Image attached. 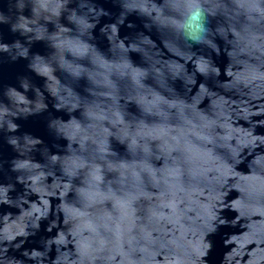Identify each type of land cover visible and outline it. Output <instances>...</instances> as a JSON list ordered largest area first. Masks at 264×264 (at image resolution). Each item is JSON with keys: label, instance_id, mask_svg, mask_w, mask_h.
Masks as SVG:
<instances>
[{"label": "water", "instance_id": "1", "mask_svg": "<svg viewBox=\"0 0 264 264\" xmlns=\"http://www.w3.org/2000/svg\"><path fill=\"white\" fill-rule=\"evenodd\" d=\"M188 2L0 0V264H264V0Z\"/></svg>", "mask_w": 264, "mask_h": 264}, {"label": "snow or ice", "instance_id": "2", "mask_svg": "<svg viewBox=\"0 0 264 264\" xmlns=\"http://www.w3.org/2000/svg\"><path fill=\"white\" fill-rule=\"evenodd\" d=\"M243 2H249L252 3L253 5L255 4V0H243ZM197 27H199V25H197ZM199 70L203 73L208 71V66L204 63L201 62L199 64ZM43 71L47 72V69H43ZM150 111V109H148ZM117 118H118V114H117ZM74 129L75 131H79V125H74ZM133 145L135 144V141L132 142ZM161 149H163L165 152H167L168 157H169V163L172 166V171L177 170L180 167H185L187 165V158H186V154L188 152V148L185 144H181L179 141L176 142L175 145H168L167 142H164L160 145ZM101 150H103V148H101ZM148 149L147 147H145V152H147ZM173 152L175 153V155H173ZM55 159V158H54ZM258 163L264 165V159L258 161ZM82 164L78 161V160H70L69 162V167L66 169V171L69 174H72L76 168L81 167ZM145 171L149 174V177L151 178V181L154 183L159 184V180L156 178L155 174L152 172L151 169H148L147 166L145 165ZM166 173L169 171L168 169L164 170ZM135 177V174H134ZM135 179L138 182V177H135ZM160 179H165V177H161ZM100 180V176L98 173V170H96L95 168H92L90 170V176L88 179V187L87 188H83L80 190V195L81 197L88 201V202H92L95 199V196L98 194L95 189L98 188V182ZM166 179H165V183H166Z\"/></svg>", "mask_w": 264, "mask_h": 264}, {"label": "clouds", "instance_id": "3", "mask_svg": "<svg viewBox=\"0 0 264 264\" xmlns=\"http://www.w3.org/2000/svg\"><path fill=\"white\" fill-rule=\"evenodd\" d=\"M183 7L187 10V13H195L199 10L200 8V4L197 2V0H189L188 3L184 4ZM158 16H159V12H158ZM70 18H74V17H70ZM202 31H204V29H201ZM207 43H211V41H207ZM207 66V62H204ZM213 71H217L216 69H212Z\"/></svg>", "mask_w": 264, "mask_h": 264}]
</instances>
